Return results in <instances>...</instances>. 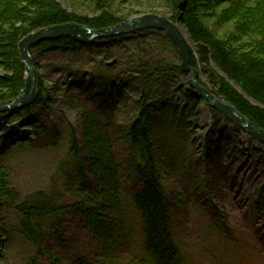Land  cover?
Wrapping results in <instances>:
<instances>
[{"label": "rangeland", "instance_id": "1", "mask_svg": "<svg viewBox=\"0 0 264 264\" xmlns=\"http://www.w3.org/2000/svg\"><path fill=\"white\" fill-rule=\"evenodd\" d=\"M55 1L81 16L99 14L82 0ZM227 6L203 10L201 20L214 37L238 47L240 39L230 40L236 34L234 21L221 23L216 19ZM107 10L128 19L143 14L171 15L162 0H109ZM174 22L197 56L195 44L179 22ZM147 30L120 41L85 43L75 52L38 51L33 46L30 56L38 76L37 95L40 93L43 101L28 105H33L30 119L46 130L35 136L34 129L22 123L30 119L10 124L0 133V169L19 199L55 188L61 194L59 202L70 205L75 202L70 188L76 190L79 186L77 163L69 151L70 129L78 137L88 177L92 169L110 170L103 159L105 153L97 167L86 154L101 132L109 137L116 181L128 193L134 179L126 170L131 157L122 133L138 113L141 91L147 89V106L153 111L152 141L170 222L188 264H264V144L200 97L192 108L183 94L190 87L184 72L161 75L149 89L144 87L147 84L138 74L141 59L155 61L161 56L180 67L178 51L166 34L160 31L171 44L163 42L153 29ZM200 66L197 63L195 67L198 81L210 91ZM92 76L107 82L105 96L100 93L101 82H90ZM95 102L104 108L99 109ZM164 106L167 110L161 111ZM102 138L106 141L104 135ZM127 196L122 197L125 205H121V215L110 217H123L124 225L118 232L124 245L118 250L104 248V239H97L86 216L68 208L48 235L47 250L55 254L54 259H38L37 264H77L79 258L92 264L107 259L115 264H137L134 255L140 242L141 219L127 205ZM219 219L226 231L220 229ZM17 221L14 208L0 201V250L5 256L2 264H30L33 256L30 244L12 229Z\"/></svg>", "mask_w": 264, "mask_h": 264}, {"label": "trees", "instance_id": "2", "mask_svg": "<svg viewBox=\"0 0 264 264\" xmlns=\"http://www.w3.org/2000/svg\"><path fill=\"white\" fill-rule=\"evenodd\" d=\"M108 1L82 0L99 12L95 16L88 17L68 12L55 0H0V102L14 99L24 87V66L18 54V43L24 36L45 27L69 22L100 29L128 19L107 10ZM162 2L170 11L169 19L173 22L177 20L195 44L197 56L190 49V63L194 67L197 63L201 65V72L209 84L205 86H210L211 93L232 105L259 128L264 129V0H162ZM223 4L228 6L216 19L221 23L234 21L236 34L230 40L240 39L238 47H230L227 40L214 37L201 20L203 10H210L211 7ZM144 32L149 31L110 37L105 41H120L126 37L140 36ZM153 32L162 36L163 42L171 44L162 32L156 30ZM100 41L103 39H95L92 43ZM83 45L85 44L71 37H64L40 42L34 46V49L75 52ZM157 57L159 59L155 61L158 63L143 59L139 62L138 74L147 84L144 87L148 89L161 75L167 77L171 73H183L179 65L175 66L165 62L161 56ZM100 79L92 76L90 82L92 84L101 82L100 93L105 96L108 91L107 82ZM148 91L147 89L141 91L142 104L138 113L122 133L131 157L130 166L126 170L134 179V184L128 193L116 181V170L114 172L113 169L115 162L110 151L109 137L101 132H99L100 136L97 135V141L91 143V147L87 146L89 152L86 154L94 159L95 163L92 166L97 167L98 164L100 166L105 159L104 162L110 166V170L92 169L88 177L84 173L83 152L78 137L74 129H70L69 151L77 163L75 169L79 182L78 189L70 188L75 200L70 205L59 202L61 194L55 188L49 193L37 191L19 199L16 190L8 183L5 172L0 169V201L3 200L4 204L13 207L18 215V221L12 229L30 244L33 254L30 257V264H37L38 259H46L49 262L54 259L55 254H51L50 249L47 250L48 235L53 230L51 226L59 224L68 208L86 216L90 230L97 239H104L102 245L104 248L109 251L118 250V246L124 245V240L119 234L124 225L123 217L118 220L110 217L121 215V205L123 207L125 205V199L122 197H126L127 194V205L131 206L141 219L140 242L137 245L138 252L134 255L137 264H188L170 222L163 176L158 166L155 144L152 141L150 125L153 111L147 106ZM183 94L194 108L199 101L194 90L189 87L183 91ZM41 101L43 100L38 93L33 105H39ZM95 105L99 109L104 108L100 103L95 102ZM32 106L0 113V133L6 131L8 126L16 121L32 118ZM166 108L167 106H164L160 110L165 111ZM22 123L24 126H31L35 136L46 130L45 127H37V122L33 119ZM24 140L29 139L24 138ZM102 153L106 154L103 159ZM96 172H99V175ZM219 220L220 229L226 231L223 221ZM117 235L118 238L115 237ZM3 262L5 256L0 250V264ZM77 264L92 263L79 258ZM97 264L115 263L107 259Z\"/></svg>", "mask_w": 264, "mask_h": 264}, {"label": "water", "instance_id": "3", "mask_svg": "<svg viewBox=\"0 0 264 264\" xmlns=\"http://www.w3.org/2000/svg\"><path fill=\"white\" fill-rule=\"evenodd\" d=\"M147 29L163 31L172 41L180 57V69L182 72L188 74V85L196 92L198 97L217 110L226 119L264 144V129L257 127L232 105L216 97L198 81L199 72L190 63V46L183 36L178 23L157 14H143L102 29H93L89 26L70 22L46 27L35 33L27 34L18 43L19 58L25 69L24 87L16 98L0 103V113L31 105L35 101L37 97L38 76L29 52L32 46H35L37 43L64 37H71L79 43H90L96 38L106 39Z\"/></svg>", "mask_w": 264, "mask_h": 264}, {"label": "bare ground", "instance_id": "4", "mask_svg": "<svg viewBox=\"0 0 264 264\" xmlns=\"http://www.w3.org/2000/svg\"><path fill=\"white\" fill-rule=\"evenodd\" d=\"M169 19V18H168ZM172 21V20H171ZM122 22V21H121ZM173 22V21H172ZM70 23V22H69ZM120 23V22H119ZM65 24V23H64ZM79 24V23H78ZM59 25V24H58ZM83 25V24H82ZM54 26V25H53ZM85 26H87V25H85ZM113 26V25H112ZM50 27V26H49ZM46 28V27H45ZM91 28V27H90ZM43 29V28H42ZM100 29H102V28H100ZM41 30V29H40ZM154 30V29H153ZM37 31H39V30H37ZM37 31H35V32H37ZM143 31V30H142ZM35 32H31V33H35ZM140 32V31H139ZM163 32V31H162ZM134 33V32H133ZM165 33V32H164ZM30 34V33H29ZM129 34V33H128ZM183 34V33H182ZM122 35H124V34H122ZM118 36H120V35H118ZM167 36V35H166ZM184 36V35H183ZM114 37H117V36H114ZM185 37V36H184ZM96 39H98V38H96ZM103 39V38H102ZM107 39V38H106ZM170 40V39H169ZM187 40V39H186ZM171 41V40H170ZM172 42V41H171ZM188 42V41H187ZM91 43V42H90ZM38 44V43H37ZM83 44H85V43H83ZM175 46V45H174ZM33 47V46H32ZM177 49V48H176ZM30 53V52H29ZM189 53H190V51H189ZM18 54H19V51H18ZM21 61V60H20ZM23 64V63H22ZM12 100V99H11ZM257 126V125H256ZM258 127V126H257ZM220 228V227H219Z\"/></svg>", "mask_w": 264, "mask_h": 264}]
</instances>
